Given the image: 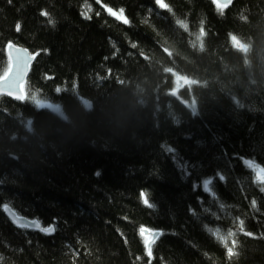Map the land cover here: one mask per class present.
<instances>
[{
	"label": "trees",
	"instance_id": "trees-1",
	"mask_svg": "<svg viewBox=\"0 0 264 264\" xmlns=\"http://www.w3.org/2000/svg\"><path fill=\"white\" fill-rule=\"evenodd\" d=\"M164 3L0 0V264H264V0Z\"/></svg>",
	"mask_w": 264,
	"mask_h": 264
},
{
	"label": "snow or ice",
	"instance_id": "snow-or-ice-1",
	"mask_svg": "<svg viewBox=\"0 0 264 264\" xmlns=\"http://www.w3.org/2000/svg\"><path fill=\"white\" fill-rule=\"evenodd\" d=\"M156 3L159 5L160 8H167L168 6L164 3V0H156ZM213 3H217V0H213ZM91 9H89L90 11ZM170 10V9H169ZM109 13L111 15H116L117 19L123 20L124 23H128L126 18L123 16V11L121 10L120 14L117 15L116 13L112 12L111 9H108ZM41 15H47V13L42 12ZM85 18H89L87 16V13H84ZM49 23L54 24V20H49ZM17 31L20 30V25L17 24L16 26ZM9 55H10V71H6L3 76H0V91L7 90L10 94L11 93H20L19 86L21 85L24 73L27 70L29 62L34 58L32 56H29L26 52V50H20V49H13V46L9 44ZM262 182H264V176H261ZM143 196V193L141 194ZM144 203L147 205V199H144ZM150 206V205H148ZM241 225V231H243V221H240ZM45 231L50 232L51 229H45ZM146 230L142 229V234L145 233ZM150 232L149 235H145V244L148 246L151 243H154L153 238V232L151 230H147ZM248 234V233H247ZM217 238L221 241V243H225L226 246V240L228 238H231L234 233L229 231L227 234V237L220 236L219 230H217V233L215 234ZM236 247V242H232V247L227 248V253L229 257H232L235 253L233 249ZM149 254H150V248H149Z\"/></svg>",
	"mask_w": 264,
	"mask_h": 264
},
{
	"label": "water",
	"instance_id": "water-1",
	"mask_svg": "<svg viewBox=\"0 0 264 264\" xmlns=\"http://www.w3.org/2000/svg\"><path fill=\"white\" fill-rule=\"evenodd\" d=\"M233 2V0H217V3L219 4V5H222V6H225V7H228V6H230V4ZM12 45V44H11ZM13 46V49H20V50H26V52H27V54L29 55V56H32L31 54H30V52L27 50V49H25V48H23V47H20V46H15V45H12ZM7 56H8V58H9V62L11 63V60H10V55H9V45H8V47H7ZM33 57V56H32ZM34 59V58H33ZM33 59L29 62V64H28V67H27V70L25 71V73H24V78H23V81H22V83H21V85L19 86V91H20V93H9L7 90H3V91H0V95H4V96H6V97H9V98H12V99H21L22 97H23V92H22V89H21V86H22V84L25 82V80H26V78H27V76H28V73H29V67H30V64H31V62L33 61ZM8 71H10V68H9V70ZM5 211H6V213H7V215H8V217L15 223V224H17V225H23V226H27V227H29V228H31V229H35V230H43L44 232H46V233H50L51 231H52V228H48V229H51V231L50 232H48V231H45V228H43L42 226H41V224H40V222L39 221H37V220H34V221H31V220H28V219H26V218H22V217H18V216H16L8 207H5ZM145 234H148V232H147V230L145 231ZM157 235H158V232H154L153 233V238H154V240H155V238L157 237ZM151 242H150V244L147 246V248L149 249V247L151 246Z\"/></svg>",
	"mask_w": 264,
	"mask_h": 264
},
{
	"label": "rangeland",
	"instance_id": "rangeland-1",
	"mask_svg": "<svg viewBox=\"0 0 264 264\" xmlns=\"http://www.w3.org/2000/svg\"><path fill=\"white\" fill-rule=\"evenodd\" d=\"M42 106L50 108L52 111L58 113V106L53 104L42 103ZM245 165L252 170L256 180L264 186L261 176H264V169L253 163L251 160H244Z\"/></svg>",
	"mask_w": 264,
	"mask_h": 264
},
{
	"label": "bare ground",
	"instance_id": "bare-ground-1",
	"mask_svg": "<svg viewBox=\"0 0 264 264\" xmlns=\"http://www.w3.org/2000/svg\"><path fill=\"white\" fill-rule=\"evenodd\" d=\"M9 98V97H8ZM10 99H12V98H10Z\"/></svg>",
	"mask_w": 264,
	"mask_h": 264
}]
</instances>
